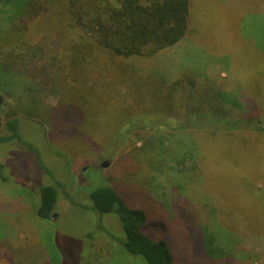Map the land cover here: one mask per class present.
Segmentation results:
<instances>
[{
  "label": "rangeland",
  "instance_id": "rangeland-1",
  "mask_svg": "<svg viewBox=\"0 0 264 264\" xmlns=\"http://www.w3.org/2000/svg\"><path fill=\"white\" fill-rule=\"evenodd\" d=\"M261 1L192 0L194 10H190V25L195 27L192 40L187 37L182 42L183 52L176 58V66L170 60L174 57L173 50L156 55L154 61L138 62L137 66L144 65L148 72L155 65L160 70V77H155V82L152 78L147 79L142 89L151 96L160 88L157 85L163 80L161 75L168 77L169 84L179 76L172 70L183 68L182 72H188L185 75L192 72L201 79H212L215 85L211 88H221L228 101L236 104V110L248 111L258 118L264 116V73L261 82L254 85L252 75L255 74L257 57L251 54L256 44L264 42ZM16 11L0 14V136L6 134L5 123L17 117L20 141L37 153L25 149L18 141L0 143V175L5 178V181L0 178L1 264H125L120 253L124 252L117 243L121 238L124 241L119 220L112 214L102 218L94 215L85 199V195L102 181L110 185L108 178L113 179L125 199L148 212L144 232L154 238L163 237L168 230V234L173 230H183L185 235L205 229L210 233H222L224 230V234L243 231L264 235V165L254 167L253 171L245 169L247 166L236 167L226 162L227 168L240 176L238 194L230 190L228 180L231 177L228 174L208 171L202 180L207 171L204 167L209 162L204 160L203 165L201 159L196 161V158L194 162L195 150L198 149L196 143L202 157H214L218 162L223 159L219 157L221 154L234 159L231 155L236 153L235 149L228 151L226 145L219 142L212 147L209 139L202 142L191 129L177 131V122L161 131L166 136L164 146L170 153L168 156H175L174 161L159 153L163 150H151L150 136L141 132L130 134L124 145L116 148L113 154L106 153L102 157L105 145L102 142L104 138L100 139L102 135L85 137L83 134L54 131L58 97L42 65L45 57L53 56L55 49L60 50L61 42L45 19L32 14L35 10L27 11V14ZM103 17L106 14L101 12L100 18ZM161 64L164 65V74H161ZM97 65L100 68L102 62ZM36 88L39 92L34 91ZM28 95L36 96L41 110L28 106ZM221 97L227 100L224 94ZM100 102L101 105L114 104L105 99ZM177 104V109L183 108L180 99ZM140 106L145 108L148 104ZM38 112L41 117L30 116ZM258 128L262 130L264 124ZM242 136L253 144L255 155L250 158L264 159V134ZM144 142L148 150L144 149L145 154L142 151ZM188 151L191 160L188 161L186 156V161L181 163ZM243 158L248 159L245 152ZM62 163L64 167L60 166ZM102 163H107L105 168L101 167ZM198 165L201 171H196ZM42 167L52 169L58 180L66 183L68 195L76 193L75 197L82 201L77 207L71 206L60 195L54 212L57 216L53 221L41 220L36 215L39 203L36 187L46 180ZM46 182L54 185L50 178ZM82 182L87 185L82 190L84 193L78 189ZM200 183H204V187ZM258 188L260 203L256 194ZM216 189L217 193L214 192ZM212 210L216 212L215 217ZM105 231L116 238V243L102 234ZM171 240L168 236L170 243ZM223 246H228L227 251L231 253L219 261L196 260L191 243L187 255L183 256L184 251L181 252L180 259L194 264H262L261 256L250 253V246L244 248L243 245L240 247L239 241L232 244L225 240ZM129 264L145 263L135 258Z\"/></svg>",
  "mask_w": 264,
  "mask_h": 264
},
{
  "label": "trees",
  "instance_id": "trees-1",
  "mask_svg": "<svg viewBox=\"0 0 264 264\" xmlns=\"http://www.w3.org/2000/svg\"><path fill=\"white\" fill-rule=\"evenodd\" d=\"M191 1L0 0V14H13L15 10L27 14L30 10H35L32 14L45 19L51 25L54 36L61 42L60 50L55 49L53 56L45 57V59L43 57L42 65L46 68V77L50 79V86L58 97L53 118L54 131L77 133L90 137L96 134L97 136L102 135L100 139L104 138L102 142L105 144L102 157H105L106 153L113 154L116 148L124 145L130 134L141 132L150 136L151 150H163L159 153L170 157L168 156L169 151L164 146L166 136L161 131L173 126V122H177V131L191 129L202 142L203 139H209L212 147L219 142L226 145L225 148L228 151L235 149L236 153L231 155L234 159L230 156H221V154L219 157L223 159L218 162L214 157L213 159L202 157L198 143H196L198 149H194V162L195 158L196 161L201 159L203 165L204 160L209 162L204 167L207 171L202 175V180H205L208 171L215 170L218 175L219 173L228 174L231 177L228 180L230 190L239 194L240 176L228 169L226 162L236 167L247 166L245 169L248 170L264 165L263 158L262 160L250 158L255 155L253 144L248 141L247 137L242 136V134L253 133L263 135L264 128L259 130L258 127L260 125L263 127L264 116L258 118L248 111L246 113L243 110H236L234 107L236 104L228 101L226 93L221 88H211L215 85L212 79L206 77V79H201V76L198 74L194 76L191 71L189 75H185L188 72H182L183 68L175 72L172 70L174 74L178 72L179 76L168 84L169 79L164 74V65L161 64V74L164 72V75H161L163 80L157 85V88L160 87L158 92L150 96L142 89L144 81L152 78L155 82V77H160V70L158 65H155L148 72L143 67L144 65L137 66L138 62L144 64L151 60L154 61L156 55L173 50L174 57H170V60L175 65L176 58L180 52H183L182 42L187 37L192 40L195 27L190 25V10H194ZM262 1L260 5L264 9V1ZM101 12L105 13L106 17L100 18ZM261 20L264 21L263 18ZM261 25L264 26L263 23ZM251 54L257 57L256 69L253 71L255 74L252 75L255 85L261 82L264 73L262 64L264 42L256 44L251 49ZM40 59L42 60V56ZM100 62L102 66L97 68V63ZM193 66L195 67V63ZM145 73L148 78L145 77ZM34 91L39 92L37 88ZM223 94L227 100L221 97ZM29 97L28 106L41 110L40 101L36 96ZM101 99L114 104L101 105ZM179 99L183 105L181 109H177ZM145 103L148 107L140 108V105ZM1 105L2 98L0 97ZM30 116L38 118L41 114L38 112L37 115L31 114ZM4 128L6 134L0 136V143L18 141L25 149H31L30 145L20 141L17 117L9 119ZM144 144L145 148L143 147L142 151L145 154V150H148L147 143L144 142ZM31 150L37 153L35 149ZM189 152L185 154L181 163L186 161V156L189 158L188 161L191 160L192 156H189ZM243 152L247 154V160L243 158ZM140 154L145 159L147 158L142 152ZM174 157H170V160L174 161ZM213 164L219 166L214 167ZM64 165V163L60 164L61 167ZM201 170L198 165L196 171ZM43 171L46 174V180L39 182L36 187L39 196L36 215L39 219L54 220L52 215L60 195L65 197L71 206L77 207L82 204V201L75 197L76 193L74 196L68 195L66 183H61V179L58 180L52 169L44 167ZM1 172L2 169L0 174ZM0 178L5 181L2 175ZM48 178L53 181L54 185L47 184ZM108 180L111 182L110 185L101 179L102 184L85 195V199L91 205L89 210L94 215L102 218L103 215L112 214L119 220L124 241L123 238L117 241L111 234L106 233L107 231L102 234L115 243L117 241L124 252L120 253L123 255L125 264H129L135 258L145 264H194L180 259L181 252L184 251L183 256L187 255L189 243H191L196 260L200 258L208 263L219 261L231 253L227 251L228 246H223L224 240L232 244L233 242L237 244L239 241L240 247L243 245L244 248L250 246V253L261 256V262L264 264V235L243 231H238L239 233L231 231L230 234L225 233V235L224 230L222 233L216 231L210 233L205 229L190 232L187 235L183 230H177V232L173 230L168 234V230L166 235L160 238L149 236L144 232L148 212L131 204L117 189L112 182L113 179L108 178ZM200 184L204 187V183ZM85 188L87 185L84 182L78 187L80 191ZM260 188L256 191L259 203ZM214 192L217 193V189ZM211 212L213 216L216 215L214 210ZM228 235L232 238H227ZM168 236L172 239L171 243L168 241ZM88 237L92 239L91 235Z\"/></svg>",
  "mask_w": 264,
  "mask_h": 264
},
{
  "label": "flooded vegetation",
  "instance_id": "flooded-vegetation-1",
  "mask_svg": "<svg viewBox=\"0 0 264 264\" xmlns=\"http://www.w3.org/2000/svg\"><path fill=\"white\" fill-rule=\"evenodd\" d=\"M101 167H102V164H101ZM56 216H57V215L54 213V214L52 215L53 219H55Z\"/></svg>",
  "mask_w": 264,
  "mask_h": 264
},
{
  "label": "water",
  "instance_id": "water-1",
  "mask_svg": "<svg viewBox=\"0 0 264 264\" xmlns=\"http://www.w3.org/2000/svg\"><path fill=\"white\" fill-rule=\"evenodd\" d=\"M107 163H102V167L105 168Z\"/></svg>",
  "mask_w": 264,
  "mask_h": 264
}]
</instances>
